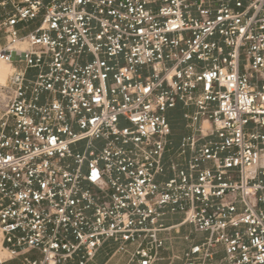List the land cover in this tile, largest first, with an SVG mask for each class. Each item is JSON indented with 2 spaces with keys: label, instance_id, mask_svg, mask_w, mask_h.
Listing matches in <instances>:
<instances>
[{
  "label": "built area",
  "instance_id": "2783aa9c",
  "mask_svg": "<svg viewBox=\"0 0 264 264\" xmlns=\"http://www.w3.org/2000/svg\"><path fill=\"white\" fill-rule=\"evenodd\" d=\"M0 12V264H264V0Z\"/></svg>",
  "mask_w": 264,
  "mask_h": 264
},
{
  "label": "crops",
  "instance_id": "0c3cea01",
  "mask_svg": "<svg viewBox=\"0 0 264 264\" xmlns=\"http://www.w3.org/2000/svg\"><path fill=\"white\" fill-rule=\"evenodd\" d=\"M184 112H185L184 108L180 104H177V106L173 110L168 111L167 114H166V118H167V121H168L169 126H170V129H171V134H170V137H169V141H170L172 147L175 144L174 143L175 142V138H174L175 135L174 134H175V128H176L175 125L178 124V123L175 124L173 122L174 117L177 118V120H178V122H179V124H180V126L182 128L181 133H179L178 135H176V138H178L179 139V142H180L181 138H183L184 136L187 135V131L184 129V121H183V118H182ZM179 142H178V145H179ZM179 220H180V217L177 218V216H175V217L171 218L168 221V224L176 223ZM157 264H165V263H157Z\"/></svg>",
  "mask_w": 264,
  "mask_h": 264
},
{
  "label": "bare ground",
  "instance_id": "6f19581e",
  "mask_svg": "<svg viewBox=\"0 0 264 264\" xmlns=\"http://www.w3.org/2000/svg\"><path fill=\"white\" fill-rule=\"evenodd\" d=\"M12 52V51H11ZM14 56V53H11ZM11 59L8 57V52L0 54V84H4L7 76L12 72ZM8 257L5 255V250L0 246V263L7 261Z\"/></svg>",
  "mask_w": 264,
  "mask_h": 264
},
{
  "label": "rangeland",
  "instance_id": "374dc122",
  "mask_svg": "<svg viewBox=\"0 0 264 264\" xmlns=\"http://www.w3.org/2000/svg\"><path fill=\"white\" fill-rule=\"evenodd\" d=\"M1 13V12H0ZM4 44V39H3V37H2V34H0V46H2ZM173 122L175 123V124H177V125H175L176 126V128H175V144L173 145V148L174 149H176L177 148V146H178V142H179V139L178 138H176V135H178L179 133H181V131H182V128H181V126H180V124H179V122H178V120H177V118L176 117H174V120H173ZM177 218H179V216H177ZM5 255L8 257V255H7V253L5 252ZM5 262V261H4ZM3 263V262H2ZM8 264H16V263H14V262H11V263H8Z\"/></svg>",
  "mask_w": 264,
  "mask_h": 264
}]
</instances>
